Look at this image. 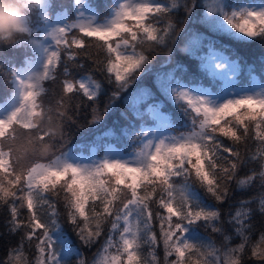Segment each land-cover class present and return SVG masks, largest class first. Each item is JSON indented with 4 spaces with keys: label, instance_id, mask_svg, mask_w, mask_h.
I'll use <instances>...</instances> for the list:
<instances>
[{
    "label": "snow or ice",
    "instance_id": "obj_1",
    "mask_svg": "<svg viewBox=\"0 0 264 264\" xmlns=\"http://www.w3.org/2000/svg\"><path fill=\"white\" fill-rule=\"evenodd\" d=\"M23 6L27 39L20 37L8 43L30 44L32 55L10 73L15 91L0 103V206L7 205L8 231L20 232V242L0 264H20L18 254L25 242L35 244V264H71L72 257L77 258V264H87L58 223L53 198L63 200L67 219L84 247H91L105 236L93 264H141L145 244L153 249L152 264H160L154 250L161 245L166 264H191L192 256L201 258L195 264H221L220 249L201 237L198 229L211 228L221 234L224 243L232 239L225 224L241 240L227 249L225 264H242L252 216L257 210L264 214V192L259 195L258 209L251 207L252 199H242L234 212L222 218L219 209L209 205L194 186L198 184L219 204L231 201L233 182L243 188L259 178L264 188V82L258 79L254 67L242 68L240 58L226 55L223 45L218 50V41L211 35L189 29L185 50L200 61V69L210 83L192 79L185 82L177 72L186 69L177 63L170 71L154 73L155 92L144 84L128 92L136 80L152 72L147 67L152 60L144 49H153L155 54L159 46L175 45L184 32L171 22L169 14L182 8L191 17L200 6L197 0L190 4L186 0H115L106 3L103 18L93 3L73 0L75 19L71 22L63 13L50 19L48 0H23ZM35 10L45 21L41 27L29 20L30 12ZM161 20L167 21L164 27H160ZM200 22L210 33L236 41L247 43L256 37L264 41V0H209ZM36 33L42 35L33 38ZM84 37L95 40L86 43ZM73 47H94L103 52L97 70L109 74L105 80L113 87L106 91L103 82L92 76L74 81L68 77L65 65L62 93L82 92L89 101H95L91 105L92 125L102 123L106 114L123 104L119 116L124 123L119 126V135L113 127L97 140L115 137L128 143L123 152L108 145L99 160L85 161L62 153L46 163L38 159L25 163L22 150L38 155L54 146L62 120H71L63 106L64 95L57 100L55 122L53 109L46 107L40 97L45 92L44 81L56 79L62 54L69 59L77 55L70 51ZM202 47L207 48L206 54L197 56ZM167 55L171 62L175 55L172 48ZM242 71L247 73V85L240 84ZM260 72L264 75V64ZM101 95L107 96L102 111L98 108ZM68 99L73 97L68 95ZM165 100L173 104L178 115L164 110ZM225 117L233 119L221 124ZM45 120L47 127L41 128ZM253 129L254 135L250 136ZM250 139L259 141L260 168L241 179L238 172L256 158L246 156L241 149V145L247 149ZM153 204L164 209L166 215L154 212ZM24 208L29 212L26 217L21 215ZM106 224L110 226L107 234ZM250 255L264 262V232L259 243L251 245ZM173 256L174 260L168 259Z\"/></svg>",
    "mask_w": 264,
    "mask_h": 264
},
{
    "label": "trees",
    "instance_id": "obj_2",
    "mask_svg": "<svg viewBox=\"0 0 264 264\" xmlns=\"http://www.w3.org/2000/svg\"><path fill=\"white\" fill-rule=\"evenodd\" d=\"M259 1V0H257ZM89 2L96 5L97 12L99 13L100 18L104 17L105 5L106 3H114L115 0H89ZM187 3H191V0H186ZM209 0H197V4L200 5L195 8L192 12L191 17H187L183 9L175 10V14H169L171 17V22L177 28H183L184 32L179 34L178 39L176 40L175 45L168 43L163 46H159L154 50L145 48L147 54L150 55L152 60L151 65L147 66L152 69V72L146 76H142L139 80H136L128 89V92H131L133 89L137 88L141 84L147 85L156 91L154 86V73L157 71L167 72L176 68L177 63L181 64L185 71L177 72L178 76H182L187 82L189 79H192L195 82H203L205 85L210 83L207 76L200 69V61L188 54L185 50L187 48L188 35L187 32L189 29L203 33L204 35L211 37L214 40H217L218 43L216 48L219 50L220 46L223 45L227 49L225 51L226 55H229L232 58L237 56L240 58V63L242 68L246 69L247 66H252L255 69V73L262 82H264V75L261 74L260 69L262 64H264V41L260 37L251 39L249 42L245 43L242 41H236L229 38L226 35L210 33L207 27L200 21L203 18L204 12L207 10ZM68 12L69 15H73V0H50L49 3V14L50 17H53L58 12ZM29 20L32 24H40L41 17L39 16V10L31 11L29 14ZM44 21H42L43 23ZM167 21L161 20L160 27H164ZM134 23V22H132ZM72 34H70L71 36ZM37 33L34 34L33 38H36ZM22 39H27L26 34L21 37ZM86 43L89 40H95V38L84 37ZM150 43V42H149ZM207 44V41L204 42ZM172 48L175 53L174 57L171 59L167 55L168 49ZM140 49L138 48V51ZM70 51L77 53L74 59H69L66 55L62 54L61 57V67L56 69V79H48L44 81L45 92L41 95L40 101L44 103L46 107H51L53 109L54 121L55 122V113L58 111L59 106L57 105V100L61 95H64V107L67 108V116L71 117V120L65 118L62 120L61 131L55 133L56 139L53 142L54 146L49 147L41 151L38 155H34L31 150H22L24 155L22 160L25 163L31 162L33 159H38L40 163H46L50 159L55 158L62 153H69L70 155L77 154H90L93 150H96L98 154L102 155L104 149L109 144H115L124 149V145L128 143L127 141L117 140L115 137L104 138L103 140L98 141L97 137H102L103 134L110 128L115 127L117 135H119V126L124 123L120 119L119 112L124 109L123 104H119L116 111L108 113L104 116V120L99 125H92L90 122L93 118V111L91 105L95 101H89L87 97L83 95L82 92H77L74 94H63L61 85L64 79V73L62 71L63 67L66 65L68 68V77L74 81H79L82 77L92 76L95 80H100L103 82L104 88L106 91L112 89V85H109L105 80V77L109 74L106 72H101L97 70V60L104 58V53L100 52L94 47H88L86 49H76L72 48ZM87 52V55H81ZM207 48L202 47L197 51V56L206 54ZM32 55V47L30 44H20L18 46H13L10 43H0V103H3L6 99L10 98L12 93L15 91L14 87L11 84V75L10 73L23 66L24 62L27 61ZM77 65H83V67H78ZM240 84H248V77L246 71H242L239 77ZM127 93H124L126 95ZM68 95H71L73 99L69 100ZM107 100L106 95H101L99 97L98 108L102 111L103 105ZM165 111H170L178 115V110L173 106L170 101L165 100ZM244 111L241 109V112ZM73 113H75L73 115ZM36 119V118H34ZM233 117H225L221 119V124L231 120ZM119 121V124L116 122ZM18 127V126H14ZM47 127L46 120L41 121V128ZM9 132L11 129L8 130ZM20 132H28V129H19ZM38 131V130H31ZM255 130L253 129L250 132V136L254 135ZM7 139V136L5 137ZM47 139V138H46ZM226 144L231 145L232 141L226 137H220ZM243 154L248 157L255 156L256 158L251 160V163L247 167H243L238 172V178H244L250 171L255 170L259 171L260 168V152L262 151L259 147V141L249 140L247 142V149H244L241 145ZM131 150V149H129ZM224 155H227L226 153ZM182 179V178H176ZM63 182V181H61ZM196 191L200 194L201 197L209 204L213 205L219 209L222 218H227L229 212H234L238 206V202L242 199H252L253 203L251 207L253 209H258V198L260 193L264 192V188L260 187L259 178L253 182V185H245L243 188H237L235 182L232 184L233 194L230 202L225 204H219L211 198L210 194L204 192L202 188L197 184L194 186ZM142 192L143 189L141 188ZM55 210L59 213L58 223L64 230L66 236L72 241L74 247L79 248L83 257L85 258L87 264H93L95 259H98L97 253L100 249L101 244L103 243L105 236L102 235L96 244L91 247H84L79 240L76 232L74 231V226L68 221L66 216V209L64 207V202L62 199H56ZM91 203V202H89ZM99 203V202H97ZM47 209V206H44ZM154 212L160 211L161 214H165L164 209H159L155 204L152 205ZM87 211V209H86ZM22 217L29 215L27 208L21 209ZM9 219V212L7 205L0 206V261H3L8 258L9 250L13 247L19 245L20 242V232L10 233L8 231L7 221ZM252 231L249 235V244L246 245V255L242 264H264L250 255V249L252 244L259 243V238L261 232H264V214L260 213L258 210L254 212L252 219ZM155 230L159 235L158 224L154 221ZM109 225H105V234L109 230ZM227 234L232 237L228 242L222 243V236L220 233L214 232L211 228H199L198 231L204 236L209 238L213 244L220 249V252H227L228 248L236 247L240 242V238L236 237L232 231L230 225L225 224ZM23 231V230H21ZM39 235V231L37 232ZM153 251V249H152ZM155 255L159 258L160 264H166L164 249L161 245L155 250ZM110 252L114 253L115 250L111 249ZM18 255L21 256L20 264H35L36 256L38 251L35 248L34 242H25V245ZM239 255V254H237ZM176 257H170L168 259L174 260ZM71 264H77V258L72 257ZM192 264V263H191Z\"/></svg>",
    "mask_w": 264,
    "mask_h": 264
},
{
    "label": "clouds",
    "instance_id": "obj_3",
    "mask_svg": "<svg viewBox=\"0 0 264 264\" xmlns=\"http://www.w3.org/2000/svg\"><path fill=\"white\" fill-rule=\"evenodd\" d=\"M23 0H0V43H8L25 35Z\"/></svg>",
    "mask_w": 264,
    "mask_h": 264
},
{
    "label": "rangeland",
    "instance_id": "obj_4",
    "mask_svg": "<svg viewBox=\"0 0 264 264\" xmlns=\"http://www.w3.org/2000/svg\"><path fill=\"white\" fill-rule=\"evenodd\" d=\"M88 2H89V0H88ZM49 3H50V0H48V5H49ZM48 8H49V6H48ZM61 13L66 14L69 17L70 22H71L72 19H75V13H73L74 15L72 17H70L67 12H59L55 16L60 15ZM47 14H48L50 19L55 17V16L54 17H50L49 10H48ZM39 16L41 17L40 24H36V26L41 27L45 23V21L43 20V16L40 14V12H39ZM42 21H44V22L42 23ZM37 35L38 36H36V38H39L42 35V33H37ZM38 68H39V65H37V69ZM241 85H243V84H241ZM111 146L114 147L117 151H120V152L124 151V149L122 147L117 146L115 144H112ZM106 150H107V148H106ZM106 150H105V152H106ZM105 152L103 153V155H100V154L97 153L96 150H93L92 153H90V154H77V155H70V156L77 157V158H83L85 161H88L90 159L99 160V159L103 158V156L105 155ZM47 214H48L47 212L44 213V215H47ZM200 236L203 237L205 240H210L209 238L204 236L202 233H200ZM152 253H153V251H152L151 247H149L147 244L143 245V247L141 249V264H152ZM219 256H220L221 264H225V262L228 259L227 252H219ZM186 259H187V254H186ZM198 259H201V258H199L197 256H192L191 263L195 264V262Z\"/></svg>",
    "mask_w": 264,
    "mask_h": 264
}]
</instances>
